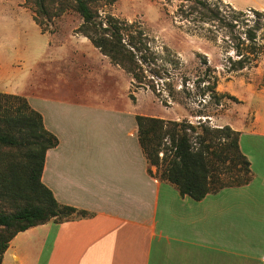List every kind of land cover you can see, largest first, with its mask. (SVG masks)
<instances>
[{"label":"crops","instance_id":"crops-1","mask_svg":"<svg viewBox=\"0 0 264 264\" xmlns=\"http://www.w3.org/2000/svg\"><path fill=\"white\" fill-rule=\"evenodd\" d=\"M41 33L49 39L42 58L57 63L43 70L51 78H41L42 87L32 93L0 92L25 96L41 114L58 139L46 153L41 181L60 204L89 217L19 233L2 264H264V89L246 84L247 95L234 93V108L215 125L240 132L252 181L196 201L148 172L138 139L140 113L118 104L116 77L124 75L128 100L130 75L78 33ZM61 35L71 41H59ZM103 66L112 78H88ZM65 68L71 77L86 78H62ZM57 77L69 85L98 81L111 92L86 87L63 96L51 85ZM30 81L25 78L28 87Z\"/></svg>","mask_w":264,"mask_h":264},{"label":"rangeland","instance_id":"rangeland-1","mask_svg":"<svg viewBox=\"0 0 264 264\" xmlns=\"http://www.w3.org/2000/svg\"><path fill=\"white\" fill-rule=\"evenodd\" d=\"M205 2L206 8L184 0H114L101 9L103 19L113 15L123 24L142 30L156 57L155 63L144 64L148 77L144 83L130 76L128 100L124 75L116 77L120 78L116 87L121 100L118 104L125 106L127 102L140 116L193 124L202 122L220 128L215 127L219 125L217 121L236 103L230 96L247 95L246 84L264 89V0ZM40 20L46 22L50 32L69 29L76 34L83 23L74 11L56 18L53 23L43 17ZM257 24H261V29L253 51L246 32ZM58 40L71 41L66 35L59 36ZM48 42L25 0H0V89L24 94L41 88L44 83L41 78H51L43 70L57 66L53 59L41 56ZM240 53L247 60L246 67L234 71L235 63L241 59ZM94 63L98 64L95 59ZM103 68L88 78H112L105 76ZM68 72L65 68L62 78H86L71 77ZM25 78H31V87L25 84ZM57 78L51 79V85H57L63 96L73 91L83 92L86 87L89 92H111L108 84L101 86L98 81L78 80L69 85L65 79ZM0 101L5 103V99Z\"/></svg>","mask_w":264,"mask_h":264},{"label":"trees","instance_id":"trees-1","mask_svg":"<svg viewBox=\"0 0 264 264\" xmlns=\"http://www.w3.org/2000/svg\"><path fill=\"white\" fill-rule=\"evenodd\" d=\"M42 32L46 22L74 11L83 20L82 33L107 56L112 64L142 84L147 80L144 64L156 62L148 36L120 22L113 15L101 17V9L114 0H25ZM196 2L205 8L204 0ZM257 15L262 12L256 11ZM264 25V24H263ZM261 24L247 30V41L256 50ZM235 63L234 71L246 67V58ZM158 75V71L156 73ZM149 82H151L149 80ZM214 84V88H215ZM234 101L236 98L230 96ZM0 264L10 242L21 232L50 222L63 223L89 217L86 211L60 204L42 183L46 153L58 145L48 132L40 113L27 99L0 94ZM140 147L148 172L176 187L182 197L196 201L209 194L249 184L253 172L239 146L240 132L230 126L212 128L206 123L136 117ZM155 169V171L153 170Z\"/></svg>","mask_w":264,"mask_h":264}]
</instances>
